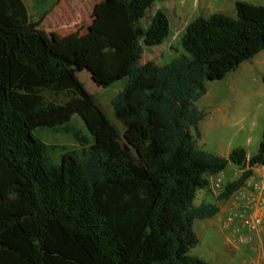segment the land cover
Listing matches in <instances>:
<instances>
[{
  "label": "trees",
  "instance_id": "1",
  "mask_svg": "<svg viewBox=\"0 0 264 264\" xmlns=\"http://www.w3.org/2000/svg\"><path fill=\"white\" fill-rule=\"evenodd\" d=\"M157 0H104L111 28L86 46L49 39L21 0H0V264H209L188 254L195 219L218 203L194 204L208 176L228 162L239 175L226 200L264 165V129L256 153L226 156L197 147L205 112L195 105L205 81L220 80L264 49V4L234 3L191 19L183 53L164 65L141 63L145 47L163 43L169 22ZM102 88L126 78L111 99L119 131L78 78ZM78 115L91 135L82 140ZM72 135L79 147L42 141L34 130Z\"/></svg>",
  "mask_w": 264,
  "mask_h": 264
},
{
  "label": "rangeland",
  "instance_id": "2",
  "mask_svg": "<svg viewBox=\"0 0 264 264\" xmlns=\"http://www.w3.org/2000/svg\"><path fill=\"white\" fill-rule=\"evenodd\" d=\"M104 0H21L25 12L30 20L40 19L38 29L49 39H67L72 48L86 46L101 34L111 28V22L104 19L97 8ZM211 5L205 8L202 0H157L146 10L140 25L145 28L150 16L156 9H160L166 15L169 22V32L162 44L145 47L142 53L141 63L153 61L158 65H164L172 58L179 56L184 51L180 46L179 38L185 24L196 16L207 17L213 12H222L227 15H235L231 0H209ZM264 4V0H247ZM255 65V64H254ZM260 67V66H259ZM257 65L253 66L244 76L246 84L254 87L253 101L244 107V112L249 116L256 115V126L251 130L246 128L236 131L231 127L234 120L232 115L238 109L228 103L234 89L232 72H228L220 80L205 81L206 92L194 103L197 108L205 112L204 118L199 122L200 135L196 138L197 147L217 155L226 156L227 153L239 146L247 155H253L258 149L264 129V78L258 75ZM78 78L97 100L100 108L108 116L115 127L122 131V124L115 118L110 99L123 88L126 78H121L108 87L97 86L87 71L78 73ZM237 114V113H236ZM226 115L227 120H223ZM248 116V118H249ZM77 129L79 137L84 141L91 138L83 120L78 115H73L70 120ZM245 125V124H244ZM34 134L42 141L56 143L71 147H79L80 142L72 135L62 132H53L48 129L34 130ZM250 142L247 143V137ZM245 143V144H244ZM260 167V165H258ZM238 166L228 162L224 168V179H234ZM211 176V175H209ZM208 188L198 191L194 198V204L215 203L218 194L223 190V180L217 186V179H210ZM198 242L189 249L188 254L198 256L209 264H244L246 255L240 248L234 247L227 241V236L234 241V236L222 231L218 221V215L206 219H195L193 222Z\"/></svg>",
  "mask_w": 264,
  "mask_h": 264
},
{
  "label": "crops",
  "instance_id": "3",
  "mask_svg": "<svg viewBox=\"0 0 264 264\" xmlns=\"http://www.w3.org/2000/svg\"><path fill=\"white\" fill-rule=\"evenodd\" d=\"M231 1L234 7V3L239 0ZM202 4L205 8H209V6L211 5L209 0H202ZM254 64L258 67L260 66L257 70L258 75L264 78V49L255 54L251 59L242 62L235 70L230 71L232 72L231 76L233 78L232 81L234 82L231 89H234V91L232 93V97H230V101L228 100V103L238 108L236 109V112H234L231 116V120L234 121L230 122V126L236 127V131L234 132H237L238 130L242 131L245 128L247 130H251L256 126V115L253 114L249 116V113L244 112V107L247 104L249 105L250 103H252L253 99L251 96L255 92L252 85L246 84L244 76L253 66H255ZM225 116L226 115L223 116L224 121L227 120V117ZM249 142L250 136L247 137V143ZM241 146L244 145L242 144L237 147ZM223 171L224 169L217 174L209 176V178L213 180L220 178L225 184L228 181L234 180L239 175L240 167L238 166V169L235 172L234 179L230 180L224 179ZM257 182L262 184V187L260 189L255 188V183ZM215 203H218L219 210L214 216L218 215V221L221 229V224L224 220L225 215L230 212L235 213L240 219L244 217L258 218L261 220L260 227L264 228V165H260V167L255 166L253 168L252 176H250L245 181L241 188L233 192L226 200H216ZM222 231L229 235V233L225 232L223 229ZM226 239L228 241L229 237L227 236ZM240 249H242L244 251V254L246 255V262L244 264H262V262L264 261V253L260 252L258 241L253 242V244H251L248 248Z\"/></svg>",
  "mask_w": 264,
  "mask_h": 264
},
{
  "label": "built area",
  "instance_id": "4",
  "mask_svg": "<svg viewBox=\"0 0 264 264\" xmlns=\"http://www.w3.org/2000/svg\"><path fill=\"white\" fill-rule=\"evenodd\" d=\"M217 181L216 185L219 186L221 180L217 178ZM261 187V183H255V188L260 189ZM260 224L261 220L258 218L240 219L235 213L230 212L225 215L221 227L225 232L234 236V241L228 240L233 243L234 247L248 248L253 242L258 241L260 252L264 253V228H261Z\"/></svg>",
  "mask_w": 264,
  "mask_h": 264
}]
</instances>
